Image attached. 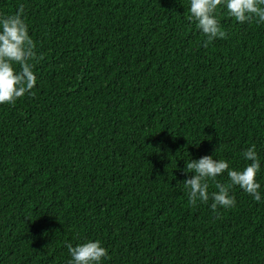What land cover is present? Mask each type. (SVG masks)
<instances>
[{
  "label": "trees",
  "instance_id": "1",
  "mask_svg": "<svg viewBox=\"0 0 264 264\" xmlns=\"http://www.w3.org/2000/svg\"><path fill=\"white\" fill-rule=\"evenodd\" d=\"M21 4L37 81L0 104V264H68L88 240L101 264H264V23L218 6L227 38L205 47L190 0H0V14ZM252 145L259 202L233 186L234 207L189 204L186 160L243 170Z\"/></svg>",
  "mask_w": 264,
  "mask_h": 264
},
{
  "label": "clouds",
  "instance_id": "2",
  "mask_svg": "<svg viewBox=\"0 0 264 264\" xmlns=\"http://www.w3.org/2000/svg\"><path fill=\"white\" fill-rule=\"evenodd\" d=\"M218 6L226 7L228 14L240 24L251 23L254 18L257 23H264V0H190L189 19L196 22V28L206 37L203 42L205 47L216 38H227L216 15ZM23 14L22 4L14 14H0V104H14L18 98L30 93L37 81L32 70L34 65L30 63L37 59L35 43L29 35ZM14 64L20 66L19 71L14 69ZM243 156L251 161L243 170H233L227 161L214 159L213 155L186 160L184 171L194 172L182 182L188 189L189 204L195 206L197 201L207 203L211 198L213 211L218 206L234 207L235 197L230 195L233 186H239L259 202L260 184L256 182V175L261 164L255 145L247 148ZM225 172L230 183L217 182L215 187L218 191L210 194L207 181L215 180ZM67 248L71 256L68 264H101L108 257V250L99 240H88L76 246L68 243Z\"/></svg>",
  "mask_w": 264,
  "mask_h": 264
}]
</instances>
